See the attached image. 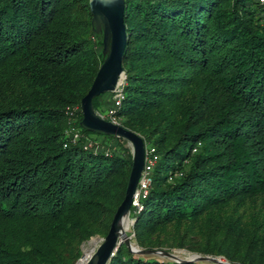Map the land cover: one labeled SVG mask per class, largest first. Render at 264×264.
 <instances>
[{
	"label": "trees",
	"instance_id": "1",
	"mask_svg": "<svg viewBox=\"0 0 264 264\" xmlns=\"http://www.w3.org/2000/svg\"><path fill=\"white\" fill-rule=\"evenodd\" d=\"M91 15L88 0H0V264H75L124 196L129 146L103 140H126L80 124L103 60ZM124 24L115 114L160 156L130 207L134 243L264 264V2L125 0ZM93 134L104 146L84 144ZM110 258L212 264L125 243Z\"/></svg>",
	"mask_w": 264,
	"mask_h": 264
},
{
	"label": "water",
	"instance_id": "2",
	"mask_svg": "<svg viewBox=\"0 0 264 264\" xmlns=\"http://www.w3.org/2000/svg\"><path fill=\"white\" fill-rule=\"evenodd\" d=\"M88 6L90 14H92L91 26L102 42L101 55L103 60L96 70L97 72L90 84V88L80 98L82 115L80 124L91 132L96 131L124 138L131 145L132 162L124 196L112 214L108 231L103 237H99L100 241L97 243V247L92 250L83 264H106L121 243H125L130 251L137 254H156L179 262L200 260L208 261L212 264H235L218 255L190 253L179 256L171 250L139 248L131 242L123 224L126 219H130V207L138 187L137 183L144 163L145 142L141 135L133 130L97 114L92 100L94 96L100 93L115 90L124 76L122 54L126 45L125 0H88ZM131 223H133V219ZM79 260L80 258L75 264Z\"/></svg>",
	"mask_w": 264,
	"mask_h": 264
},
{
	"label": "built area",
	"instance_id": "3",
	"mask_svg": "<svg viewBox=\"0 0 264 264\" xmlns=\"http://www.w3.org/2000/svg\"><path fill=\"white\" fill-rule=\"evenodd\" d=\"M259 2H264V0H259ZM123 79V78H122ZM122 80L119 84V86L111 91V103L104 109V110H96V113L99 114L101 117L105 119H109L114 123H118L119 118L115 114L117 107L121 105L122 102ZM79 106H72L66 109V115H68V134L71 136L72 140H78L81 136V133L78 128L74 126V122L76 121V112L78 110ZM119 124V123H118ZM84 144L86 146H94L98 143L95 142L91 137L85 138ZM66 145V144H65ZM64 145V146H65ZM195 150V149H193ZM144 163L142 167L141 175L138 179V187L135 191V194L133 196V202L132 205L136 208L140 207V201L141 198H144L148 193V188L150 186L151 181V175H152V168L156 164V162L159 159V155L156 151V148L153 144L145 143L144 147Z\"/></svg>",
	"mask_w": 264,
	"mask_h": 264
},
{
	"label": "rangeland",
	"instance_id": "4",
	"mask_svg": "<svg viewBox=\"0 0 264 264\" xmlns=\"http://www.w3.org/2000/svg\"><path fill=\"white\" fill-rule=\"evenodd\" d=\"M124 75H125V72H124ZM124 77V76H123ZM110 99H111V94H109V93H106V95H104V97H102V99L101 100H103V101H106V104L107 103H109L110 102ZM93 140H95V142H97L98 144L97 145H99V146H104V144L103 143H99L98 141H97V139L98 138H100V137H98L97 135H94L93 134V136L91 135L90 136ZM98 140H101V138L100 139H98ZM103 141H105V146L106 147H109L110 149H115V150H120V147H123V145H125V146H129V150H130V152H131V145H130V143L129 142H127V143H124V142H120V141H116L115 139H113V138H110V139H108V140H103ZM131 220H132V217L130 216V221H129V224H128V227L126 228L127 230H126V232H127V234L129 235V237H130V240H131V242L134 244V245H136L135 243H134V240H133V232H132V229H131V225H132V223H131ZM99 237H102V236H99V235H97V236H92V237H90L89 239H87L86 241H83V243L81 244V256L79 257V258H81L82 256H84V254H85V250H88V251H90L91 249L92 250H94L96 247H97V243H99ZM95 241V242H92V241ZM90 244V245H89ZM89 245V246H88ZM137 246V245H136ZM167 250V249H166ZM169 250H171V251H174L175 253H177L179 256H184V255H186V254H190V253H194V252H191V251H188V250H186L185 248L184 249H180V248H171V249H169ZM168 250V251H169ZM92 252V251H91ZM90 252V253H91ZM196 254H198V253H196Z\"/></svg>",
	"mask_w": 264,
	"mask_h": 264
},
{
	"label": "bare ground",
	"instance_id": "5",
	"mask_svg": "<svg viewBox=\"0 0 264 264\" xmlns=\"http://www.w3.org/2000/svg\"><path fill=\"white\" fill-rule=\"evenodd\" d=\"M129 221H130V219L129 220H125V222H124V224H123V227H124V229H126L127 227H128V224H129ZM127 230V229H126ZM92 242H95L94 240L92 241ZM96 243V242H95ZM90 245V244H89ZM88 245V246H89ZM92 251V249L90 250V251H88V250H85V254H84V256H82L81 258H80V260L76 263V264H83L84 262H85V260H86V258L88 257V255L90 254V252Z\"/></svg>",
	"mask_w": 264,
	"mask_h": 264
}]
</instances>
